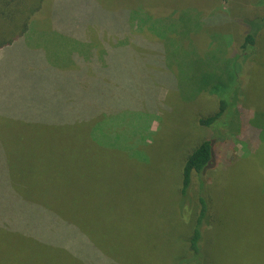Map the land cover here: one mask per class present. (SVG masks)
<instances>
[{
  "label": "rangeland",
  "instance_id": "374dc122",
  "mask_svg": "<svg viewBox=\"0 0 264 264\" xmlns=\"http://www.w3.org/2000/svg\"><path fill=\"white\" fill-rule=\"evenodd\" d=\"M86 1L92 8L108 13L119 14L128 9L131 37L137 33L157 40L146 27L149 22L141 23L146 15L157 27L166 20L171 29L184 19V24H190L186 27L194 26V30L177 40L175 46L183 50L182 43L185 50L193 47L206 56H218L219 49H225L226 56L237 53L245 33L239 20L264 15V4H257V0ZM69 4L79 7L82 0H0V36L5 34L0 41L10 38L26 23L30 40L39 39L30 44L50 43L37 33L49 32L52 11ZM181 15L185 17L180 18ZM186 27H181L183 32L188 30ZM169 34L172 40L179 36ZM65 41L60 37L51 41L49 58L67 64L70 46L79 53L87 50L84 45ZM230 41L232 44L225 45ZM256 42V54L247 60L244 76L233 93L236 108L231 112L230 126L214 145L216 166L207 179L208 189L214 194L213 217L211 228L206 230L210 242L203 264H264V28ZM143 59L148 77L154 78L155 70L164 72L160 67L153 69V63L145 56ZM167 61L177 77L178 89L159 91L163 103L158 115L128 107L127 103L135 102L144 108L145 96H137L132 88H126V95L120 102L113 101L104 116L96 113L92 120L69 127H45L40 157L36 155L32 160L36 163L28 165L23 158L24 166L38 173V186L48 200L49 211L55 210L58 218L74 219L75 225V220H87L92 241L90 255L92 261L97 260L95 264H174L181 255L180 232L189 229L174 208L178 204L179 157L207 137L208 131L197 119L209 115L214 103L199 93L200 98L190 97L188 104L181 95L198 91L191 82L190 71L182 68L171 53ZM237 64L236 70H242ZM152 118L154 134H139L138 130ZM253 119L257 124L251 123ZM134 121L135 128L130 126ZM248 127L258 131L257 139L262 141L259 145L255 146L250 132L245 131ZM116 129L122 135L112 141L111 136L118 135ZM109 142L128 150L107 149L100 144ZM193 183L194 196L198 186L194 178ZM0 264L82 263L54 247L0 234Z\"/></svg>",
  "mask_w": 264,
  "mask_h": 264
},
{
  "label": "trees",
  "instance_id": "16d2710c",
  "mask_svg": "<svg viewBox=\"0 0 264 264\" xmlns=\"http://www.w3.org/2000/svg\"><path fill=\"white\" fill-rule=\"evenodd\" d=\"M256 3L264 4V0ZM129 19L128 9L119 14L108 13L99 7L92 8L86 0H82L79 7L69 4L52 11L50 31L37 35L50 43L60 37L62 41L87 47L84 53H79L70 46L71 57L67 64L49 58L50 43L30 44L39 39L30 40L26 23L10 38L0 41V234L45 248L54 247L77 263H96L90 255L92 241L87 220H75V225L74 219L58 218L55 210L49 211L48 200L38 186V173L32 167L24 166L23 158L28 165L36 163L32 160L37 158L36 155L40 157L45 127H69L76 122L92 120L96 113L104 116L111 110L113 101L120 102L123 94L126 95V88H132L137 96H145L144 108L135 102L127 103L128 107L146 109L151 115H158L159 105L163 103L159 91L162 88L178 89L177 77L167 61L171 53L182 68L190 71L191 82L199 91L184 93L181 97L191 104L190 97L191 100L200 98V93L214 103L209 115L197 119V123L208 131L207 137L179 157L178 204L174 207L189 229L180 232L182 236L178 232L181 255L174 264H203L205 248L210 242V233L206 230L211 228L213 217L214 194L208 189L207 179L216 166L214 145L223 139V132L230 126V115L236 108L233 93L244 76L247 60L256 54V38L264 28V15L254 17V20H239L245 33L238 52L230 56H226L225 49H219L218 56H206L193 47L185 50L182 43L183 50L175 46L177 40L194 30V26L186 27L190 24H184V19H179L181 24H174L175 29H171L166 20L157 27L154 21L150 23L151 16L141 18V23L143 20L149 22L146 27L157 40L137 33L131 37ZM182 26L188 30L183 32ZM169 33L179 36L172 40L168 38ZM3 37L5 34H1L0 38ZM231 41L224 44L229 46ZM213 48L217 49L216 46ZM143 56L153 63V69L160 67L164 72L155 70V77H148L143 70ZM236 64L242 66V70H236ZM152 121L153 118L149 119L138 133L153 135ZM251 123L257 124L254 119ZM130 126L135 128L136 121ZM245 131L250 132L255 146L262 142L257 139L258 131L249 127ZM116 134L111 136L112 141L122 135L117 129ZM100 144L107 149L128 150L111 142ZM193 178L198 185L194 196Z\"/></svg>",
  "mask_w": 264,
  "mask_h": 264
}]
</instances>
